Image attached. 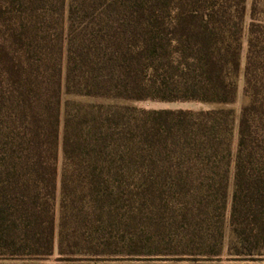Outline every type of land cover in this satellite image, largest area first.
Segmentation results:
<instances>
[{
	"label": "trees",
	"instance_id": "16d2710c",
	"mask_svg": "<svg viewBox=\"0 0 264 264\" xmlns=\"http://www.w3.org/2000/svg\"><path fill=\"white\" fill-rule=\"evenodd\" d=\"M245 13L246 0H0V257L52 256L60 142L58 260L148 264L100 237L64 233L69 191L86 196L82 215L100 217L113 183L145 156L162 219L216 224L211 237L190 235L179 257L264 264V21L255 5L237 115L69 100L61 110L63 95L234 102Z\"/></svg>",
	"mask_w": 264,
	"mask_h": 264
},
{
	"label": "rangeland",
	"instance_id": "374dc122",
	"mask_svg": "<svg viewBox=\"0 0 264 264\" xmlns=\"http://www.w3.org/2000/svg\"><path fill=\"white\" fill-rule=\"evenodd\" d=\"M252 5H255L256 17L260 21H264V0H246V13L244 18V29L241 38L240 61L241 71L237 80V90L234 102L227 105L205 104L197 101H116L104 98L94 97H71L67 95L62 96V107L66 101L81 102L84 104H109L113 106L127 105L136 110H207L210 108H231L237 115L240 106L243 102L242 98V70L245 61L246 53V32L250 22V10ZM1 27V25H0ZM235 146V132L233 136L232 147ZM144 155V154H142ZM152 158V157H150ZM149 158L142 156V158L135 159V162L126 171V180L122 182L113 183V196L104 205V212L100 217H85L81 214L80 208H85V199H83V191L71 190L70 194L73 201L70 202L68 216L65 218V234L69 238L74 236L88 242L94 237H100L105 241L111 242L112 249H121L126 253L136 251L139 255L132 258H148V264H227L230 263V258L225 253L217 259H204L196 255L184 254L180 258L178 251L185 248V245L190 244V235L194 234H212L215 235V226L213 219H162L169 218L165 213L158 211L155 205L158 203L157 196L152 201V162ZM62 164V153L60 142L57 149V190L55 194L54 205L52 207L54 213V252L51 257L47 259H34L29 257H0V264H95L93 261L77 260V261H62L57 259L56 252V238L58 232V223L60 221V192L59 181ZM121 185V186H120ZM79 188V187H78ZM77 189V187L75 188ZM231 190V184L228 193ZM157 192L154 193V195ZM167 193V192H166ZM160 193L158 192L157 195ZM164 197L165 195H161ZM173 203L178 206L175 199ZM171 201V202H172ZM99 204V203H98ZM108 206V207H107ZM110 212L107 213V210ZM229 210V202L226 204V214L224 215V222L227 225V213ZM73 213H79L73 217ZM80 214L82 217H80ZM79 215V216H78ZM78 216V217H77ZM99 220L96 224V220ZM16 220V219H15ZM31 220V219H29ZM17 223L19 221L17 220ZM214 223V224H213ZM20 224V223H19ZM17 235L23 236L21 225L16 231ZM131 239V240H129ZM129 240V241H128ZM130 245V246H129Z\"/></svg>",
	"mask_w": 264,
	"mask_h": 264
}]
</instances>
